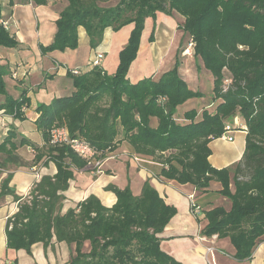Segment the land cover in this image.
Masks as SVG:
<instances>
[{
	"label": "trees",
	"instance_id": "1",
	"mask_svg": "<svg viewBox=\"0 0 264 264\" xmlns=\"http://www.w3.org/2000/svg\"><path fill=\"white\" fill-rule=\"evenodd\" d=\"M32 1L44 4L47 0ZM172 11L184 18L180 27L192 42V54L212 77L213 108L186 110L183 119L176 117L177 107L203 93L187 86L177 65L156 79L145 76L131 82L127 76L145 20ZM55 24L53 41L39 45L41 53L76 48L78 26L85 29L91 48L102 41L106 29L132 28L113 73L101 64L76 74L69 69L73 92L36 106L35 125L43 147L18 139L13 128L0 141V177L12 165L23 163L16 151L22 145L33 149L34 164L51 161L56 167L19 203L11 228L7 220L6 246L29 252L32 244H47L55 236L70 249V258L63 264H181L160 249L158 236L176 208L148 180L139 195L127 186L108 187L116 197L111 206L89 195L61 212V192L73 169L86 167V160L69 146L49 144L50 130L65 125L70 137L87 141L98 158L126 140L135 153L159 165V178L189 183L198 190L218 181V192L230 206L204 209L201 233L228 237L233 258L250 259L264 239V0H66ZM17 44L0 20V46ZM8 69L0 63V96L4 97L0 109L23 118L21 108L28 105V99L23 90L16 98L7 93L4 76ZM227 78L231 82L223 89ZM160 96L162 101L157 100ZM235 116L246 126L244 152L234 165L216 168L208 161V144L222 135L225 123ZM152 117L155 126L150 124ZM11 177L8 171L0 179V199L13 193Z\"/></svg>",
	"mask_w": 264,
	"mask_h": 264
},
{
	"label": "crops",
	"instance_id": "2",
	"mask_svg": "<svg viewBox=\"0 0 264 264\" xmlns=\"http://www.w3.org/2000/svg\"><path fill=\"white\" fill-rule=\"evenodd\" d=\"M65 5L64 0H47L44 4H36L32 0H0V20L7 22L6 29L18 42L16 47L0 46V63L6 64L9 68L4 76L6 91L16 98L23 90L28 99V105L23 110V118H14L0 109V141L13 128L18 139L23 137L29 141V144L32 143L39 148L43 147L44 141L35 125V119L38 116L36 106L39 103L47 104L54 97L68 96L73 92L72 79L66 73L67 70L73 68L80 73L88 70L97 52L104 53L101 66L107 73L110 72V68L116 67L103 65L109 54L114 55L113 36L117 34V31L113 32L111 29H106L102 41L95 48H91L85 29L78 26L76 48L41 53L39 45L46 46L53 41L56 32L55 21ZM146 22L147 19L137 53L145 47L143 37ZM127 26L131 25H126L120 30ZM170 31L171 34L175 32L173 27ZM123 44L114 49L116 65L118 64V52ZM155 45L154 42L149 45L148 55L155 61L159 59L165 61L167 65L163 64L162 70L170 69L173 56H164L166 54L162 49L167 46L171 48L172 44L168 41L164 46ZM181 54L183 56L193 55L192 52ZM197 65L202 67L199 60H197ZM13 70H16L18 80L10 76V71ZM184 70L183 67L180 76L189 88L196 90L197 87L192 78L195 76L186 77ZM139 74L141 75L138 76L141 77L137 79H130L128 73L127 76L131 82H135L144 77L142 74L145 72ZM152 77L156 79L154 74ZM3 100L4 97L0 96V103ZM191 100L177 107V118L183 119V113L186 110L195 108ZM210 103L212 104V100L208 104ZM208 104L204 106L207 107ZM195 109L200 111L199 108ZM150 124L156 125L155 117L151 118ZM227 136H232V140L218 137L208 144L210 148L208 161L216 168L234 165L241 159L244 152L246 136L244 130L230 131ZM16 151L23 163L19 166L12 165L0 177L1 179L6 172H11L9 187L13 190V193L6 194L0 199V264L66 263L70 258L69 246L64 241H58L55 236L47 244L42 242L32 244L29 252L6 246V216L14 210L16 201L26 199L30 189L42 176H52L56 171L51 161L47 165L34 164V151L30 145L19 146ZM102 160V173L100 174H92L86 168L73 169V175L68 180L67 188L61 192L64 196L62 213L75 207L78 202L89 195H94L102 204L111 206L116 197L111 190H108V187L122 189L127 186L133 195H139L144 181L148 180L165 202L176 208L175 215L158 234L160 249L169 256L181 264H264V239L258 243L250 259L237 261L233 258L234 248L228 237H218L216 234L206 236L201 233L206 222L204 209L216 205H222L225 208L230 206L229 200L218 192L221 187L218 181H212L206 189L198 190L189 183L180 184L173 180L159 178L156 175L159 165L148 156L135 153L126 140H121L113 151L105 153ZM14 195H17L19 199H15ZM190 195L202 209L198 216L190 212ZM203 236L206 240L202 238ZM208 246H212L213 250L208 252Z\"/></svg>",
	"mask_w": 264,
	"mask_h": 264
},
{
	"label": "rangeland",
	"instance_id": "3",
	"mask_svg": "<svg viewBox=\"0 0 264 264\" xmlns=\"http://www.w3.org/2000/svg\"><path fill=\"white\" fill-rule=\"evenodd\" d=\"M64 1L66 2V0ZM182 23H183V17L175 11H172L168 15L158 13L155 16V18H150V17L147 18L146 27L144 30V37H143L144 39L143 43L145 44L144 45L145 47L144 48L142 47L141 51L137 53L135 59L130 63L128 68V75L130 79H137L141 77L138 76L141 75L139 73L145 72V74H142L144 77L145 75L152 76V74H154V76L158 78L164 72V70H162L163 64H165V66L167 64L165 63V61H162L163 59H159L155 61V59H152V57L148 55L149 45L152 42H154V44H156L155 46H164L166 42L170 41L172 47L170 48V46L169 47L167 46L166 48L164 47L162 49V51H164V53L166 54L164 56L167 57H170V55L173 56V59L171 60L173 61L172 67L174 65H177V71L179 74H181L180 71L184 67L185 68L184 75L186 77L195 76V78L194 77L192 78L195 81V85L197 89L200 90L203 93V95L201 98L192 99L191 102L195 108H199L200 110L205 107L204 105L208 104L212 100V78L208 70L204 69L203 67L198 68L197 59L193 57V55L183 56L181 54L182 50L185 47L189 46V37L187 34L183 33L180 27ZM171 27H173L175 30L174 34H171L170 31ZM131 28L132 25L129 27L127 26V28H124L116 32L117 34L113 36V40H115L114 49L118 48L120 45L127 42V38L131 31ZM125 36H126V40H125ZM125 44H123V46ZM114 49H113L114 55L113 53H111L104 60L103 65L105 67H108L107 65H109V67H114V66L117 67L115 62L116 56ZM190 52H192L191 47H190ZM97 53L102 55V60H103L104 53L102 52H97ZM116 67L114 69L110 68L109 73H113ZM14 71H15V76L18 79L19 78L18 74L16 70ZM213 106L214 105L210 103L207 105L206 108L212 109Z\"/></svg>",
	"mask_w": 264,
	"mask_h": 264
},
{
	"label": "built area",
	"instance_id": "4",
	"mask_svg": "<svg viewBox=\"0 0 264 264\" xmlns=\"http://www.w3.org/2000/svg\"><path fill=\"white\" fill-rule=\"evenodd\" d=\"M1 23L5 28H7V22L6 21L1 20ZM190 47L192 48V42H189V46L185 47L182 52L186 53V54L191 53ZM101 61H102V55L98 53L95 55V57L93 58V60L91 61L90 64L91 65H100ZM71 72L76 74V73H78V70L73 69V70H71ZM12 76L16 77L14 70L12 71ZM230 82H231L230 78L225 79L224 84H223V89H226ZM163 99L164 98L161 96L157 98L158 101H162ZM21 109L24 110L25 106H23ZM237 129H241V130L246 131V126L237 116H235L232 118V120L227 121L225 123L224 131L220 137H224L227 140H232V136H227V134L230 131L237 130ZM49 144L52 146H60V145L69 146L70 149L73 150L78 156H80L81 158L86 160V167L85 168L90 173H92V174L102 173V162H103L102 158L96 157V151L87 141H85L83 139L76 138V137H70L68 129L65 125L53 127L50 130ZM36 176L38 177L39 175L37 174ZM21 201L22 200L16 201L15 208H14L15 211L18 210L19 203ZM189 208H190V212L194 216H198L202 212L201 207L193 201L192 195H190V198H189ZM14 210L6 216V222H7V220L8 221L10 220L7 224L8 228L12 227V221L14 219V213H15ZM202 238L204 240H206V237L203 236ZM211 250H213V247L208 246L207 251L210 252Z\"/></svg>",
	"mask_w": 264,
	"mask_h": 264
}]
</instances>
